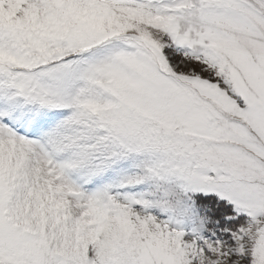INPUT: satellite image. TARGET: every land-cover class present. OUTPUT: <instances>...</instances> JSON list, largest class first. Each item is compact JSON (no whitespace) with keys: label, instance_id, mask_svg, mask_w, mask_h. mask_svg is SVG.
<instances>
[{"label":"snow or ice","instance_id":"6c2138e0","mask_svg":"<svg viewBox=\"0 0 264 264\" xmlns=\"http://www.w3.org/2000/svg\"><path fill=\"white\" fill-rule=\"evenodd\" d=\"M0 264H264V0H0Z\"/></svg>","mask_w":264,"mask_h":264}]
</instances>
